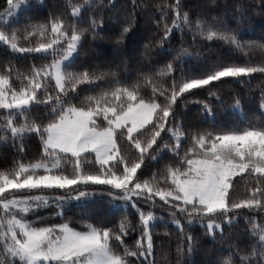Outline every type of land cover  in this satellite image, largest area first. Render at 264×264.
Instances as JSON below:
<instances>
[{
  "label": "snow or ice",
  "instance_id": "obj_1",
  "mask_svg": "<svg viewBox=\"0 0 264 264\" xmlns=\"http://www.w3.org/2000/svg\"><path fill=\"white\" fill-rule=\"evenodd\" d=\"M182 3L175 0L158 8L155 27L163 31L161 50L176 33L181 42L190 34L194 41L210 42L209 47L212 42L228 45L245 62L218 60L204 71L177 76L176 65L187 52L181 48L161 67L149 64L132 82L128 70L122 77L110 67L74 69L86 34L103 31L102 19L98 22L94 13L104 4L66 0L65 12H50L42 22L13 28V17L33 5L30 0H6L0 12V45L14 55L47 62L34 63L26 72L11 64L0 69V139L7 146L10 134L12 147L19 141L21 155L0 170V264H149L158 222H170L178 230L176 264H194L198 241L193 225L199 224L213 241H224L225 226L234 227L241 216L246 236L235 243L230 239L209 264H264V122L214 132L186 130L176 119L179 103L194 90L206 89L213 96L212 89L226 78L250 83L254 73L264 74V62L253 64L249 55L264 52V43L243 40L217 18L193 19ZM89 10L94 12L88 27H80ZM130 30V25L122 26L121 39ZM195 103L213 115L207 101ZM26 137L39 139L34 160L22 158ZM162 161V168L141 178L145 168ZM240 181L245 191L234 197ZM157 198L167 206V222L151 210ZM97 199L122 211L131 206L138 225L124 217L113 228L84 223L78 230L41 215L55 204L63 221L65 206L84 210ZM141 201L148 210L139 206ZM244 210L261 214L260 219ZM132 231L140 236L129 247L125 237Z\"/></svg>",
  "mask_w": 264,
  "mask_h": 264
},
{
  "label": "trees",
  "instance_id": "obj_2",
  "mask_svg": "<svg viewBox=\"0 0 264 264\" xmlns=\"http://www.w3.org/2000/svg\"><path fill=\"white\" fill-rule=\"evenodd\" d=\"M81 2V0H75ZM102 2L104 8L95 12L97 21L102 19L103 31L93 36L86 34L82 41V47L78 58L73 63V68L95 69L111 68L118 71L123 77V73L128 70L131 75L127 77L129 82L135 81L139 71H147L149 64H155L157 68L166 64L169 60L180 53V49H187L182 54V63L176 65V75L181 71L186 73L201 72L206 67L216 61L244 63L240 54L231 51L228 45L223 43L201 42L199 39L193 40L190 34H185L183 42L181 36L176 33L171 42L165 45V50H161L159 40L163 31L157 30L155 22L160 19L158 8L165 3L172 4L175 0H135L136 7H133V0H97ZM32 9L18 13V17H13V28H23L25 24L42 22L51 13H63L66 11V0H31ZM6 0H0V11L5 9ZM182 10L191 13L193 19L197 16L207 17L210 21L217 18L221 23L227 25L230 31L241 36L243 40L257 41L264 43V0H183ZM94 10L84 13L83 23L80 27H88L90 15ZM171 16V12L169 13ZM130 25L131 30L126 37L121 39L122 26ZM170 49L171 51H167ZM253 64L264 62V52L254 50L249 54ZM50 59V58H49ZM47 62L43 58L33 59V56H21L12 54L6 46L0 45V69L11 64L15 70L20 72L28 71L35 63L40 65ZM83 70V68H80ZM15 75V71H14ZM227 82L217 83L212 89L215 93L209 96L206 89L194 90V95H187L186 100L179 103L176 109V119L182 121L186 130L201 131H229L243 128L251 121L253 123L264 122V114L261 104L264 102V74L254 73L249 82H236L233 78H226ZM249 78H244L248 81ZM18 86V85H17ZM150 93V89L148 90ZM86 93H82L84 95ZM219 97V99H217ZM196 100L207 101L213 110V115L205 113L203 104L195 103ZM239 101L236 111H232L234 105ZM3 133H0L2 136ZM23 159L30 161L39 156V139L36 137L24 139ZM187 142L184 147L186 148ZM17 147L11 146L9 134L8 145L0 139V170L10 168L15 160L21 158ZM170 155V154H169ZM162 161L159 165L150 164L143 170L142 179L151 176L158 168L163 167ZM245 191L244 182L240 181L234 197L242 195ZM141 208L148 210V205L138 202ZM55 206V207H54ZM166 205L157 198V205L151 209L157 217H163L165 222L169 220V213L165 209ZM60 209L53 205L50 209L42 211L41 215L51 222H69L70 226L81 229L84 223H95L97 226L113 228L120 220L127 217L135 227L139 223V216L131 206L124 211L120 207L111 205L107 200L97 199L91 201L82 210L79 206H65L63 221L56 216ZM255 216L258 220L261 214L247 213ZM85 217V219H82ZM183 222V221H182ZM235 223V222H234ZM247 223L241 216L239 223L234 227L225 226V240L213 241L205 234V230L199 224L193 225L192 232L197 238L198 251L193 256L194 264H209V261L217 259L220 253L228 245L231 239L235 243L236 239H243L246 236ZM154 239V255L149 257V264L154 260L155 264H176V246L178 240V230L170 222L157 223L152 230ZM139 231H132L125 237V242L129 247H134L139 239Z\"/></svg>",
  "mask_w": 264,
  "mask_h": 264
},
{
  "label": "rangeland",
  "instance_id": "obj_3",
  "mask_svg": "<svg viewBox=\"0 0 264 264\" xmlns=\"http://www.w3.org/2000/svg\"><path fill=\"white\" fill-rule=\"evenodd\" d=\"M30 1H31V0H30ZM39 1H41V0H39ZM3 11H4V9H3L2 11H0V12H3ZM6 19H7V18H6ZM262 104H264V102H263ZM262 104H261V105H262ZM261 110H262V112H263V114H264V108L261 107ZM54 205H55V204H54ZM52 206H53V205H52ZM52 206H51V207H52ZM54 207H55V206H54Z\"/></svg>",
  "mask_w": 264,
  "mask_h": 264
}]
</instances>
